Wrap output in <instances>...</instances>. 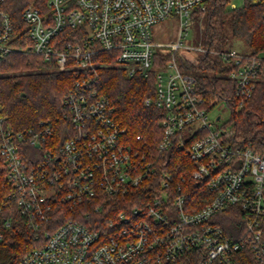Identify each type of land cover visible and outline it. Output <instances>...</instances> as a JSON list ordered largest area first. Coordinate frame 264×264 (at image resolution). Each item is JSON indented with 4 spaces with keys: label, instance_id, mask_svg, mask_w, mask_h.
Returning a JSON list of instances; mask_svg holds the SVG:
<instances>
[{
    "label": "built area",
    "instance_id": "2783aa9c",
    "mask_svg": "<svg viewBox=\"0 0 264 264\" xmlns=\"http://www.w3.org/2000/svg\"><path fill=\"white\" fill-rule=\"evenodd\" d=\"M44 1V12L22 11L16 34L0 0V60L23 51L58 71L79 72L61 98L60 121L67 125L59 131L49 119L14 130L0 116V158L11 188L4 202L44 241L18 264H264V154L215 126L210 111L220 99L208 98L196 76L178 66L184 54L218 56L229 68L237 112L264 81V50L185 45L207 0ZM245 1L264 11V0ZM166 22L178 23L177 40L155 39L153 28ZM103 52L128 78L155 73V95L144 100L164 112L155 153L140 136L134 144L124 140L110 101L96 89ZM188 141L189 182L167 154ZM117 195H129L130 207L97 227L91 210L111 214L104 199ZM57 206L83 220L54 227L55 214H62ZM223 213L234 218L227 233L217 222ZM10 226V219L3 222Z\"/></svg>",
    "mask_w": 264,
    "mask_h": 264
},
{
    "label": "trees",
    "instance_id": "16d2710c",
    "mask_svg": "<svg viewBox=\"0 0 264 264\" xmlns=\"http://www.w3.org/2000/svg\"><path fill=\"white\" fill-rule=\"evenodd\" d=\"M229 2L230 0H207L203 10H196L194 18L204 28V46L209 50H222L232 41L238 40L252 54L263 51L262 5L245 1L240 8H228ZM29 6L45 11L44 0H5L3 4V10L8 14L16 34L23 30L21 14ZM21 46L24 47V44ZM109 57L108 53L98 54V59L105 62V65L98 70L96 89L110 101L115 121L125 130L124 140L134 144L136 137L140 136L145 146L155 153L162 134L159 122L164 112L144 104L146 98H153L155 95V73H151L148 78H128L122 69L114 66ZM178 66L196 76L198 88L208 98L217 96L229 103L232 110V141L264 154V81L258 82L252 97L239 112H235L237 100L234 85L226 77L229 68L218 56L204 53L191 58L184 54L181 55ZM78 75V71H58L52 62L23 51L10 54L0 60V116L14 130L35 127L40 120L49 119L54 123L55 131H59L60 126L67 125L65 121H60L65 111L61 98ZM57 121L59 124H56ZM190 142H186L184 148L174 144L167 153L175 156L176 163H179V173L188 178V182L193 168L187 157ZM193 189L190 194L196 192V188ZM10 191L6 168L0 158V233L4 236V241L0 242V264H18L25 254L44 242L43 239L35 238L34 232L27 227L25 219L15 206L4 202ZM104 200L109 205L111 214L93 213L91 210L90 218L96 220L97 227L105 224L108 215L113 217L116 212L126 210L131 205L129 195H117ZM57 207V210H62V214H55L52 223L54 227L67 218L83 220L78 214ZM217 218H220L217 222L227 233L234 218L230 213L219 214ZM7 219L11 220V226L6 230L3 222ZM87 221L85 220L86 223Z\"/></svg>",
    "mask_w": 264,
    "mask_h": 264
},
{
    "label": "rangeland",
    "instance_id": "374dc122",
    "mask_svg": "<svg viewBox=\"0 0 264 264\" xmlns=\"http://www.w3.org/2000/svg\"><path fill=\"white\" fill-rule=\"evenodd\" d=\"M244 0H230L228 8H240L243 5ZM155 39L161 42L167 40H177L179 34V25L175 22H166L153 28ZM161 33L163 34L162 36ZM185 45L189 47L198 48L204 46V28L201 22H198L196 18L192 19V23L188 26V35L183 40ZM230 47L238 50L241 53H248L249 50L246 45L238 40H234L229 44ZM191 58L193 55L189 54ZM238 110L237 112H239ZM220 116L218 121H215L216 116ZM210 117L214 121L215 126L220 128L231 130L232 128V110L231 107L226 104L224 100H220L210 111Z\"/></svg>",
    "mask_w": 264,
    "mask_h": 264
}]
</instances>
